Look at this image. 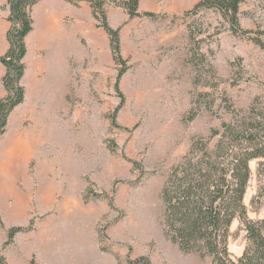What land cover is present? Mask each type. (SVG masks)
Returning a JSON list of instances; mask_svg holds the SVG:
<instances>
[{
    "label": "rangeland",
    "instance_id": "obj_1",
    "mask_svg": "<svg viewBox=\"0 0 264 264\" xmlns=\"http://www.w3.org/2000/svg\"><path fill=\"white\" fill-rule=\"evenodd\" d=\"M199 1L141 0L140 12L156 18L130 19L121 6H108L129 66L120 80L125 104L117 114L119 127L112 118L121 103L115 89L120 67L96 21L92 40L86 35L66 45L59 80L47 76L46 88H35L34 66L49 52L35 53L36 34L27 43L26 107L11 120L8 136L0 137V149L5 145L10 151L0 150L1 179L9 188L6 201L0 190V213L14 208L18 197L36 214L30 220L34 231L48 223L68 227L67 263L60 261L58 238L52 243L58 256H49L48 264H129V257H148L152 264H213L210 257L183 254L166 236L162 191L194 139H208L233 119L228 107L245 111L257 99L264 104V47L254 41L264 43V0L241 4V25L254 32L247 36L234 35L216 11L187 15ZM190 31L198 43L190 42ZM213 75L218 90L207 84ZM45 77L38 75L40 81ZM26 116L34 118L21 121ZM250 167L247 216L263 221L264 159ZM3 221L1 249H8L12 227ZM33 239L25 237L23 244L25 253L33 254L28 264H38L34 253L46 258ZM246 245L244 226L236 219L229 239L232 260L243 256Z\"/></svg>",
    "mask_w": 264,
    "mask_h": 264
},
{
    "label": "trees",
    "instance_id": "obj_2",
    "mask_svg": "<svg viewBox=\"0 0 264 264\" xmlns=\"http://www.w3.org/2000/svg\"><path fill=\"white\" fill-rule=\"evenodd\" d=\"M41 1L8 0L4 8L9 13L7 21L10 29L7 33L8 52L0 57V62L6 68L2 82L7 92V96L0 100V137L6 134L14 110L26 100V88L22 81L27 70V38L34 31L33 9ZM64 1L75 6L87 3L97 27L109 37L114 62L120 67L115 89L121 103L112 118V125L119 127L117 114L125 104L120 80L129 66L121 52V29L111 26L107 8L109 5L121 6L130 19L156 18L157 15L153 12L141 13V0ZM244 1L201 0L187 15L216 11L234 35H252L254 32L244 30L240 22L241 4ZM261 34L264 35V31ZM254 41L264 47L260 39L255 38ZM190 42L198 43L192 31ZM207 84L211 89L218 90L215 75ZM224 100L228 102L226 97ZM228 110L234 114L233 119L224 122L220 129L213 130L208 139L195 138L187 155L167 174L162 191L163 227L169 240L185 255L210 257L213 264H264V219L249 220L244 203L252 175L250 164L264 159V104L257 99L248 110L234 111L230 107ZM260 174H264V169ZM236 219L242 221L247 238L243 256L237 262L232 260L229 250L230 231ZM34 229L33 220L28 227L10 228L5 246L11 245L19 233ZM128 263L152 264L148 257L135 260L129 257ZM0 264H9L1 251Z\"/></svg>",
    "mask_w": 264,
    "mask_h": 264
},
{
    "label": "crops",
    "instance_id": "obj_3",
    "mask_svg": "<svg viewBox=\"0 0 264 264\" xmlns=\"http://www.w3.org/2000/svg\"><path fill=\"white\" fill-rule=\"evenodd\" d=\"M8 3V0H0V57L4 56L9 49V43L7 40V33L10 29V23L7 21L8 18V11H6L4 8L6 7ZM34 16V31L28 36L27 43L34 36L38 31L41 30V28L46 27L47 32L51 37H53V42L50 46H45L44 48H38L36 49L35 53H38L40 50H48V56L44 60L52 59L53 57L60 56L63 59V56L67 54V44L69 42H75L78 44V41L80 38H84L86 35L90 40L93 39L94 36V26L93 22L95 21L92 16V10L90 6L87 3H81L79 6L72 5L68 2H65L64 0H42L38 5H36L33 9ZM66 19H71L72 22L70 25H66ZM90 22V24H89ZM92 26V27H91ZM38 27V28H37ZM53 33V34H52ZM30 55V51L28 50V55L26 56L25 62ZM42 59H38L36 61V64L34 66V73H35V83L34 86L36 89L41 88L44 86V83L46 81V77L50 76L51 73L50 70L45 74L47 70H42L40 67V62H42ZM64 61V59H63ZM27 66V64H26ZM39 73H43L46 75L45 79L43 81H40L38 79ZM6 74V68L2 63L0 62V100L5 98L7 96L6 89L3 85V77ZM27 74L28 69L26 70V75L22 81V84L25 88L28 86L27 82ZM49 79V78H48ZM27 100L17 107L9 119V124L14 117L18 116V113L25 108ZM36 106H38V103H34ZM26 118H34V116H26L21 119V121L25 120ZM9 127V125H8ZM16 134V133H15ZM6 135L8 136V130L6 132ZM3 143V142H2ZM5 144V143H4ZM13 144H18L17 141L13 142ZM0 150L4 154L10 153L9 149L6 148L4 145ZM0 179V190L2 192V197L6 201L9 200V188H8V182ZM17 203L14 208H12L7 214H1L3 217L4 225L6 228L8 226L10 227H22L26 226L28 221L30 222L31 218L35 216V212H29L26 205L22 203V200L18 197ZM20 202V203H19ZM2 204H1V198H0V211ZM31 213V214H29ZM5 215V216H4ZM7 217V218H6ZM7 219V220H6ZM6 222H10V224L7 226ZM26 221V223H23ZM9 228V227H8ZM69 231L68 227L63 224H44L40 229H36L35 231L31 233H20L16 235L14 239V243L8 247V249H1L2 244L5 242V229L1 227L0 224V249L2 250V254L6 258L9 264H28V261L31 260L33 254L25 252L26 249L23 247L25 237H28V240H35L41 245L42 251L45 253L46 258L44 257V254H36V261L38 264H48L49 263V256H58L57 249L52 245L53 240L60 238L62 245L60 248V261L67 263V259L63 258L66 257V251H67V241L69 236L67 235V232ZM59 234L60 235H53ZM64 233V234H63ZM39 235V236H38ZM19 241H22L21 246L19 244ZM63 242L65 243V246L63 247ZM18 243V244H17ZM18 245V248L20 250H17L15 246ZM83 257V256H82ZM78 262H82V260H79ZM117 264V262H115Z\"/></svg>",
    "mask_w": 264,
    "mask_h": 264
},
{
    "label": "bare ground",
    "instance_id": "obj_4",
    "mask_svg": "<svg viewBox=\"0 0 264 264\" xmlns=\"http://www.w3.org/2000/svg\"><path fill=\"white\" fill-rule=\"evenodd\" d=\"M35 41H36L35 43H36V47H37L36 49L38 50V48L40 49V48H44L45 46L46 47L50 46L51 43L53 42V37H51L49 35V33L47 32L46 27H43L38 32V34L36 33ZM40 67H41L42 70H47L46 73L48 72V70L51 71V73L49 74L50 75L49 78L51 79L50 82H54L55 79L59 80L57 78H59L60 73H62L61 72V69H62V58L60 56H57V58L53 57L52 59L44 60V61L40 62ZM63 75H64V72H63ZM43 87H45V83H44ZM43 94H45V93H43ZM4 160H5L4 157H3V159L1 158V161H4ZM1 178H2V175L0 174V179Z\"/></svg>",
    "mask_w": 264,
    "mask_h": 264
}]
</instances>
